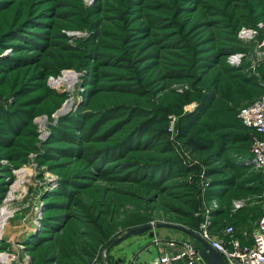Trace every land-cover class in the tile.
<instances>
[{"label": "rangeland", "instance_id": "374dc122", "mask_svg": "<svg viewBox=\"0 0 264 264\" xmlns=\"http://www.w3.org/2000/svg\"><path fill=\"white\" fill-rule=\"evenodd\" d=\"M262 97L264 0H0V264L250 241L264 183L237 115Z\"/></svg>", "mask_w": 264, "mask_h": 264}, {"label": "built area", "instance_id": "2783aa9c", "mask_svg": "<svg viewBox=\"0 0 264 264\" xmlns=\"http://www.w3.org/2000/svg\"><path fill=\"white\" fill-rule=\"evenodd\" d=\"M237 117L259 137L253 142L250 152L256 167L262 172L264 183V97L241 108ZM245 204V201H236L232 209L237 211ZM198 235L222 256L226 264H264V214L256 222L248 242L235 234L232 224L224 227L220 235L207 230L198 232ZM167 243L171 249L146 264H206L192 239L183 242L170 240ZM177 246H181L182 250L175 249Z\"/></svg>", "mask_w": 264, "mask_h": 264}, {"label": "water", "instance_id": "95a60500", "mask_svg": "<svg viewBox=\"0 0 264 264\" xmlns=\"http://www.w3.org/2000/svg\"><path fill=\"white\" fill-rule=\"evenodd\" d=\"M155 228H167V226L163 224H148L141 227L129 229L125 234L121 236L120 239H124L133 235H139L147 231H151ZM180 230L191 237V239L197 243L200 256L206 264H226L222 256L213 248H211L197 233L189 232L182 228H180Z\"/></svg>", "mask_w": 264, "mask_h": 264}, {"label": "bare ground", "instance_id": "6f19581e", "mask_svg": "<svg viewBox=\"0 0 264 264\" xmlns=\"http://www.w3.org/2000/svg\"><path fill=\"white\" fill-rule=\"evenodd\" d=\"M247 32H249V31H247ZM73 80H74L73 74L71 72H69V71H65V72H63L62 77L59 78L55 83H59V82H66V83L68 82V83H71ZM69 105L70 104L67 103L66 107H68ZM0 215L2 216V218L5 215V212H4V209L3 208L0 209ZM1 221H2V219H1Z\"/></svg>", "mask_w": 264, "mask_h": 264}, {"label": "crops", "instance_id": "0c3cea01", "mask_svg": "<svg viewBox=\"0 0 264 264\" xmlns=\"http://www.w3.org/2000/svg\"><path fill=\"white\" fill-rule=\"evenodd\" d=\"M262 215H263V214H262ZM262 215H261V216H262ZM261 216H260V217H261ZM260 217H259V218H260ZM259 218H258V219H259ZM258 219H257V221H258ZM257 221H256V222H257ZM168 239H169V238H168ZM180 241H181V240H180ZM162 242H166V240H163ZM144 252H145V251H144ZM144 255H145V257H144L145 259H144V260L139 261L137 258H136L137 260H132V259H131V260L129 261L128 264H144V263H146V262H149V261L155 259L156 256L158 255V253H156V254L153 255V256H150V253L148 254V252H146V254H144ZM123 264H124V263H123Z\"/></svg>", "mask_w": 264, "mask_h": 264}]
</instances>
